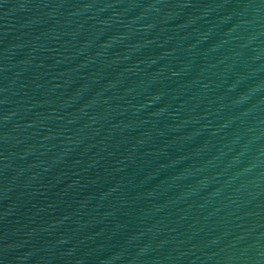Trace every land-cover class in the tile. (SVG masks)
<instances>
[{"label":"water","instance_id":"water-1","mask_svg":"<svg viewBox=\"0 0 264 264\" xmlns=\"http://www.w3.org/2000/svg\"><path fill=\"white\" fill-rule=\"evenodd\" d=\"M0 264H264V0H0Z\"/></svg>","mask_w":264,"mask_h":264}]
</instances>
